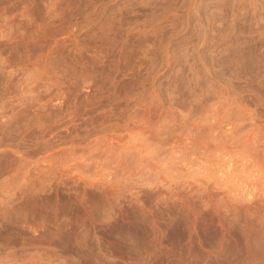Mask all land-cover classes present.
<instances>
[{"label": "rangeland", "instance_id": "obj_1", "mask_svg": "<svg viewBox=\"0 0 264 264\" xmlns=\"http://www.w3.org/2000/svg\"><path fill=\"white\" fill-rule=\"evenodd\" d=\"M164 263L264 264V0H0V264Z\"/></svg>", "mask_w": 264, "mask_h": 264}, {"label": "bare ground", "instance_id": "obj_2", "mask_svg": "<svg viewBox=\"0 0 264 264\" xmlns=\"http://www.w3.org/2000/svg\"><path fill=\"white\" fill-rule=\"evenodd\" d=\"M119 237V236H118ZM116 238V237H115ZM213 243V242H212ZM120 244V243H119ZM196 255V254H195ZM208 257V256H206ZM167 258V257H166ZM204 258V257H203ZM233 258V257H232ZM162 260V259H161ZM169 260V259H168ZM206 260V259H205ZM173 261V260H172ZM203 261V260H202ZM225 261V260H224ZM164 262V261H163ZM178 263V262H177ZM232 263V262H231ZM165 264V263H164ZM222 264V263H221ZM234 264V263H233ZM237 264V263H236Z\"/></svg>", "mask_w": 264, "mask_h": 264}]
</instances>
